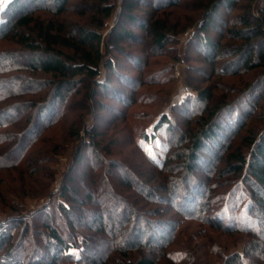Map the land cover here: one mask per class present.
<instances>
[{
    "label": "rangeland",
    "instance_id": "rangeland-1",
    "mask_svg": "<svg viewBox=\"0 0 264 264\" xmlns=\"http://www.w3.org/2000/svg\"><path fill=\"white\" fill-rule=\"evenodd\" d=\"M113 1L115 13L105 21L107 28L103 24V36L113 27L115 14L120 11L122 0ZM192 1L199 3L203 0H182L179 5ZM232 1L236 3L232 11L221 10L227 25L241 13L240 6L248 3L255 12L264 0ZM78 2H68L70 12L65 14L67 21H86V17L79 18L76 14ZM89 15L86 14L87 17ZM1 18L5 21L7 12ZM119 26L131 29L122 19ZM132 29L136 31V28ZM191 30L180 33L160 54H150L142 59L137 68L123 60L125 65H122L121 71L132 77H141L146 83L141 86L131 84V88L123 85L126 96L119 100L102 95L90 100L86 96L88 89L82 84L63 92L62 97L42 115L39 128L27 143L12 160L7 161H12L15 166L7 168L6 176L0 171V187L1 183H5L1 187V194L9 204L7 207L0 203V220H8L13 214L11 211L25 217L27 232L24 237L18 227L20 221L12 222L5 228L12 232L13 245L23 238L20 253L23 264L31 260L34 249L37 252L45 249L47 231L44 224L56 229L66 241L80 246L86 241L91 243L90 251L100 249L104 264H134L132 259H123L119 251L126 247L123 237L135 227L143 234L157 236L160 229L164 232L161 248L152 241L148 246L136 248L130 253L133 256L137 253L152 255L155 264H222L228 255L243 256L244 245L250 241L249 236L244 232L226 231L223 226L227 218L221 220L216 214L225 210L224 203H227V208L237 221L238 212H242L251 200L244 170L231 172L226 154L241 151L248 155L250 149L243 144V138L264 130V99L260 102L261 107L255 110V117L246 120L245 128L239 132L236 140L224 149L231 140L230 134L213 160L206 165L207 168L194 172L205 197L197 200L192 210L187 207L186 211L184 206L177 208L176 203L164 204L155 197L148 201L143 198L145 190L140 189V193L135 188L137 181H140L148 185L153 193L161 195L154 188L160 179L156 174L157 165L179 149L176 146L180 139L178 131L184 133L185 120L195 117V110L202 108L187 100L196 95L197 88L219 83V89L214 94L220 95L223 93L222 84L231 87L251 78L249 73L235 77L213 75L205 81L208 69L202 72L197 67L207 63L203 61V56L194 51V45L189 44L188 34ZM211 37L220 39L222 44H229L217 32H212ZM22 51L8 35L0 38V58H10L0 59V109L19 102L42 100L52 91L49 75L32 73L22 65L23 60L18 58ZM221 63V60L216 62L217 65ZM101 71V76H105L103 67ZM97 101L102 102L103 106L96 105ZM31 113L32 110L22 108L0 118L1 155L16 144L20 132L28 125ZM164 116L168 117L171 127L175 129L170 131L169 126L160 125L154 132V125H158ZM73 133H77L79 138ZM95 133L96 147L93 150L88 138ZM145 133L152 137L151 142L143 140ZM15 135L18 136L14 139ZM110 161L117 166L111 168ZM176 163L177 160H170L166 165L171 168ZM21 179L26 181L25 187L21 186ZM126 181L131 185L125 186ZM65 189L67 191L63 195ZM72 189L74 192L71 193ZM88 192L91 193L90 200L87 198ZM204 201L205 206L200 212L199 204ZM61 204L72 208L69 215L59 210ZM131 210L136 212L137 217L130 213ZM251 210L257 211L254 205ZM46 217L48 221L44 222ZM99 217L102 226H97L99 222L92 223L94 218ZM159 219L168 221L167 225L159 227L161 225L156 223ZM144 239L145 236L142 243ZM5 249L6 244L0 249V257ZM36 253L33 255L36 256ZM37 254L43 255L40 252ZM50 259V256L40 257L38 264H50ZM56 263L73 264L70 259H58ZM246 264H264V249L249 257Z\"/></svg>",
    "mask_w": 264,
    "mask_h": 264
},
{
    "label": "trees",
    "instance_id": "trees-1",
    "mask_svg": "<svg viewBox=\"0 0 264 264\" xmlns=\"http://www.w3.org/2000/svg\"><path fill=\"white\" fill-rule=\"evenodd\" d=\"M69 1L9 0L0 10V38L8 35L23 50L18 55L24 62L22 65L32 73L41 72L49 75V83L52 86V91L42 100L19 102L0 109V118L13 110L22 108L32 110L28 125L19 136L13 137L14 139L19 137L16 144L4 155L0 154L2 163L0 171L3 175H8L5 171L15 164L7 161L12 160L11 158L27 143L30 136L39 128L42 115L62 97L63 92L82 84L88 89L86 96L90 100L98 95L119 100L126 96L123 85L131 88V84L141 86L146 83L141 77L123 73L121 71L122 65H125L123 60L137 68L142 59L149 57L150 54H160L180 33L193 29L188 34L189 44L194 45V51L203 56V61L207 63L197 67L198 71L202 72L208 69L205 81L210 80L213 75L235 77L249 73L251 78L231 87L222 84L223 93L220 95L214 94L219 89V83L197 88L196 95L190 96L187 100L202 108L195 110V117L185 120L184 133L178 131L180 139L176 146L179 149L157 165L156 174L160 179L158 178L154 188L161 195L153 193L148 185L137 181L138 185L135 188L139 192L140 189L145 190L144 199L149 201L155 197L164 204L176 203L177 208L184 206L186 211L187 207H191L192 210V207L196 206L195 202L205 197L196 182L194 172L207 168L206 165L213 160L230 134L231 140L226 143L224 149L236 140L239 132L245 128L246 120L255 117L254 112L261 107L260 102L264 99V1L255 12L248 3L239 5L241 13L232 18L227 25L221 10L232 11L236 6L232 0H203L199 3L192 1L193 3L188 2L182 6L179 5L182 0H122L120 11L115 14L113 27L105 36L102 35L101 29L105 21L111 19L115 13L113 0H79L76 4V14L79 18H87L84 23L66 20L65 14L70 12ZM5 12L8 18L4 21L1 16ZM86 14L91 15L87 17ZM120 19L126 21L131 29L119 26ZM133 27L136 31L132 29ZM212 32H217L229 44H222L220 39H213ZM8 59L10 58L4 57L2 60ZM217 60H221L222 63L217 65ZM102 67L106 71L105 76H101ZM95 104L103 106L100 101ZM160 125L169 126L170 131L175 129L171 127V122L166 116L159 120L158 125H154L153 131L156 132ZM73 135L79 138L77 133ZM90 137L88 141L94 150L97 133ZM142 138L146 142L153 140L147 133ZM243 139L245 140L243 144L250 149L248 155L241 151L227 153L226 161L231 172L244 170L253 199L250 196L251 200L246 203L248 204L246 208L238 212L237 221L232 217L227 203H224L225 210L218 211L216 217L221 220L227 218L223 226L226 231L244 232L250 241L244 245L243 256L228 255L222 264H246L249 257L261 253L264 249V130ZM170 160H177L171 168L166 165ZM4 162H7L6 165H3ZM110 166L113 168L117 164L112 163ZM20 181L21 186L25 187L26 181L24 179ZM148 181L151 182V179ZM124 184L131 185L128 181ZM3 185L5 183H1V187ZM1 187L0 203L3 202L8 207L7 198L1 194ZM66 191L65 189L62 194L64 195ZM87 198L91 199L90 192ZM251 204L252 207L253 205L256 207V213L251 210ZM125 206L128 207L126 204ZM204 206L205 201L199 204L200 212ZM59 210L69 215L72 208L61 204ZM11 212L13 214L8 220H0V249L2 250V246L6 244V249L0 257V264H23V258L20 257L23 238L17 245H13L12 232L5 228L12 222L20 221L18 227L20 226L24 237L27 223L20 213ZM130 213L137 217L135 211L131 210ZM47 218L43 221L47 222ZM101 220L100 217L94 218L92 223L99 222L97 226H102ZM167 222L163 219L156 221L161 225L159 227L167 225ZM44 226L47 231L46 246L45 249L38 250L43 255L37 254V250L34 249L32 257L30 256L31 260L25 264H38L40 257L43 259L46 256L51 257L50 264H57L58 259H70L73 264L105 263L101 258L102 253H99L100 249L90 251L91 243L86 241L81 246L77 245L64 240L49 224ZM135 231L137 232L134 233ZM162 233L164 232L160 229L157 236L151 233L143 234L135 227L123 237L126 247L121 248L119 254L123 259L134 260V264H155L152 255L150 257L149 254L137 253L133 256L130 253L136 248L148 246L152 241L161 248L165 238ZM143 236L145 239L142 243Z\"/></svg>",
    "mask_w": 264,
    "mask_h": 264
},
{
    "label": "snow or ice",
    "instance_id": "snow-or-ice-1",
    "mask_svg": "<svg viewBox=\"0 0 264 264\" xmlns=\"http://www.w3.org/2000/svg\"><path fill=\"white\" fill-rule=\"evenodd\" d=\"M3 2H4V0H0V6H2Z\"/></svg>",
    "mask_w": 264,
    "mask_h": 264
},
{
    "label": "crops",
    "instance_id": "crops-1",
    "mask_svg": "<svg viewBox=\"0 0 264 264\" xmlns=\"http://www.w3.org/2000/svg\"><path fill=\"white\" fill-rule=\"evenodd\" d=\"M9 0H4L3 4L7 3Z\"/></svg>",
    "mask_w": 264,
    "mask_h": 264
},
{
    "label": "built area",
    "instance_id": "built-area-1",
    "mask_svg": "<svg viewBox=\"0 0 264 264\" xmlns=\"http://www.w3.org/2000/svg\"><path fill=\"white\" fill-rule=\"evenodd\" d=\"M104 26L107 28V27H108V24H107V23H105V24H104Z\"/></svg>",
    "mask_w": 264,
    "mask_h": 264
}]
</instances>
